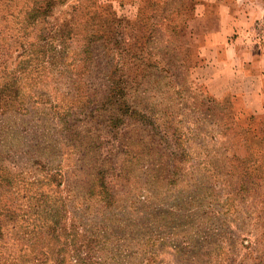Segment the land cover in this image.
I'll use <instances>...</instances> for the list:
<instances>
[{
    "label": "rangeland",
    "instance_id": "374dc122",
    "mask_svg": "<svg viewBox=\"0 0 264 264\" xmlns=\"http://www.w3.org/2000/svg\"><path fill=\"white\" fill-rule=\"evenodd\" d=\"M177 3L0 0L1 264H264V115Z\"/></svg>",
    "mask_w": 264,
    "mask_h": 264
},
{
    "label": "crops",
    "instance_id": "0c3cea01",
    "mask_svg": "<svg viewBox=\"0 0 264 264\" xmlns=\"http://www.w3.org/2000/svg\"><path fill=\"white\" fill-rule=\"evenodd\" d=\"M192 1L193 15L183 26L193 52L192 80L221 103L239 102L249 115L262 117L264 0Z\"/></svg>",
    "mask_w": 264,
    "mask_h": 264
},
{
    "label": "trees",
    "instance_id": "16d2710c",
    "mask_svg": "<svg viewBox=\"0 0 264 264\" xmlns=\"http://www.w3.org/2000/svg\"><path fill=\"white\" fill-rule=\"evenodd\" d=\"M164 1L166 2V4L169 2H178L176 8L173 9V11L176 10L179 13H181L183 16H185L183 19L184 20L183 22H186L191 17V15H193L191 13V7L193 4L192 0H164ZM181 49L183 51V58H184L183 60H185L186 62L189 61L188 63H186V65H190L192 63L193 52L187 46H183ZM263 92H264V90H263ZM228 97H230L232 99L235 98L234 96H227V98ZM226 103H228V102L226 101ZM254 118H256V117H254L252 115L249 116V119H254Z\"/></svg>",
    "mask_w": 264,
    "mask_h": 264
}]
</instances>
